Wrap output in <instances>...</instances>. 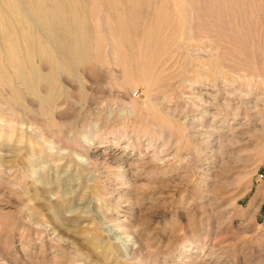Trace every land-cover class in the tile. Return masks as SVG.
<instances>
[{
    "label": "rangeland",
    "instance_id": "374dc122",
    "mask_svg": "<svg viewBox=\"0 0 264 264\" xmlns=\"http://www.w3.org/2000/svg\"><path fill=\"white\" fill-rule=\"evenodd\" d=\"M38 6L0 0V264H264V0Z\"/></svg>",
    "mask_w": 264,
    "mask_h": 264
},
{
    "label": "bare ground",
    "instance_id": "6f19581e",
    "mask_svg": "<svg viewBox=\"0 0 264 264\" xmlns=\"http://www.w3.org/2000/svg\"><path fill=\"white\" fill-rule=\"evenodd\" d=\"M36 2H38L39 6L41 8V4H42V0H35ZM40 8L38 9L39 12L41 13V15L43 14V10H40Z\"/></svg>",
    "mask_w": 264,
    "mask_h": 264
}]
</instances>
